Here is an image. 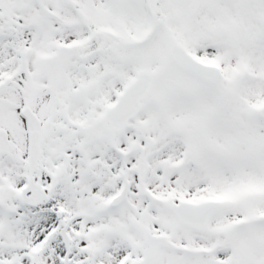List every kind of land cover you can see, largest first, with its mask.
Masks as SVG:
<instances>
[{
    "label": "snow or ice",
    "instance_id": "obj_1",
    "mask_svg": "<svg viewBox=\"0 0 264 264\" xmlns=\"http://www.w3.org/2000/svg\"><path fill=\"white\" fill-rule=\"evenodd\" d=\"M0 264H264V0H0Z\"/></svg>",
    "mask_w": 264,
    "mask_h": 264
}]
</instances>
